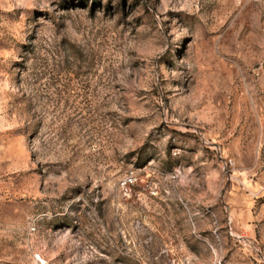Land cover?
I'll list each match as a JSON object with an SVG mask.
<instances>
[{
    "label": "rangeland",
    "instance_id": "1",
    "mask_svg": "<svg viewBox=\"0 0 264 264\" xmlns=\"http://www.w3.org/2000/svg\"><path fill=\"white\" fill-rule=\"evenodd\" d=\"M0 264H264V0H0Z\"/></svg>",
    "mask_w": 264,
    "mask_h": 264
}]
</instances>
